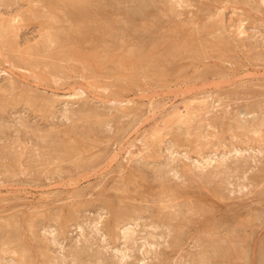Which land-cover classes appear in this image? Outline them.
<instances>
[{"label": "rangeland", "instance_id": "1", "mask_svg": "<svg viewBox=\"0 0 264 264\" xmlns=\"http://www.w3.org/2000/svg\"><path fill=\"white\" fill-rule=\"evenodd\" d=\"M43 1L0 0V264H264V0Z\"/></svg>", "mask_w": 264, "mask_h": 264}, {"label": "bare ground", "instance_id": "2", "mask_svg": "<svg viewBox=\"0 0 264 264\" xmlns=\"http://www.w3.org/2000/svg\"><path fill=\"white\" fill-rule=\"evenodd\" d=\"M39 1H40V0H39ZM41 1H43V0H41ZM44 1H45V2H44ZM44 1H43V2H44L45 4H47V6H48V5L53 6L54 3H55V4H58V5L61 4V7H63L64 9H65V6L68 7V6L73 5V4H72V1H73V0H72V1L70 0L71 5H68V1H69V0H68V1H67V0H44ZM75 1L77 2L76 5H77V7L79 8V10L81 9V10H80V14H81L82 17H85V14H87L86 7H87V5L89 4V2L91 3V1H92V2L94 3V0H75ZM144 1H145V0H144ZM144 1H143V2H144ZM56 2H57V3H56ZM108 2H109V1H108ZM113 2H114V1H113ZM39 4H40V3H39ZM41 4H42V3H41ZM58 5H57V8L59 7L58 9H60L61 7L58 6ZM76 5H75V6H76ZM92 5H93V4H92ZM45 6H46V5H45ZM47 6H46V7H47ZM89 6H90V4H89ZM46 7H45V9H46ZM53 7H54V6H53ZM41 8H42V6H41ZM69 8H70V7H69ZM72 8H74V7H72ZM78 8L75 9V11H76V10L78 11ZM89 8H90V7H89ZM103 8H104V7H103ZM105 8H107V7L105 6ZM105 8H104V9H105ZM112 8H113V7H112ZM49 9H50V8L48 7V10H49ZM51 9H52V8H51ZM70 9H71V8H70ZM87 9H88V7H87ZM100 9H101V8H100ZM107 9H108V8H107ZM138 9H139V8H138ZM36 10L38 11V9H36ZM52 10H55V9H52ZM88 10H90V9H88ZM65 11H67V10H65ZM73 11H74V10H73ZM75 11H74V12H75ZM52 12H53V11H52ZM69 12H70V11H69ZM71 12H72V11H71ZM34 13H36V11H35ZM44 13H45V12H44ZM45 14H46V13H45ZM51 14H52V13H51ZM93 14H94V13H93ZM127 14H128V13H127ZM42 15H43V14H42ZM48 15H49V14H48ZM48 15H47V16H48ZM51 16H52V15H51ZM57 16H60V15L57 14ZM57 16H56V17H57ZM62 16H63V15H62ZM76 16H77V15H76ZM94 16H96V15L94 14ZM63 17H64V16H63ZM63 17H62V18H63ZM67 17H68V16H67ZM72 17H73V16H72ZM58 18H59V17H58ZM66 19H67V18H66ZM81 19H82V18H81ZM84 19H85V18H84ZM95 19H96V18H95ZM101 19H102V18H101ZM61 20H62V19H61ZM91 20H93V19H90V21H91ZM97 20H100V19H97ZM106 20H107V19H106ZM48 21H50V20H48ZM58 21H59V20H58ZM62 21H63V20H62ZM81 21H83V19H82ZM85 21H86V20H85ZM88 21H89V20H87V22H88ZM45 22H46V21H45ZM53 22H54V20H53ZM59 22H61V21H59ZM63 22L65 23V21H63ZM69 22H70V21H69ZM87 22H86V24H89V22H88V23H87ZM92 22H93V21H92ZM56 23H57V22H56ZM84 23H85V22H84ZM52 24H53V23H52ZM75 24H76V22H75ZM77 24H78V23H77ZM82 24H83V23H82ZM86 24H85V25H86ZM0 25H2V23H0ZM44 25H46V24H44ZM48 25H49V24H48ZM60 26H61V25H60ZM77 26H78V25H77ZM77 26H76V27H77ZM80 26H83V25H80ZM80 26H79V27H80ZM51 27H52V26H51ZM8 28H9V27H8ZM8 28L0 27V38H4V39H5V38H7V35H10V33L8 34ZM54 28H55V27H54ZM62 28H64V27L62 26ZM72 28H73V27H72ZM74 28H75V27H74ZM84 28H85V26H84ZM84 28H81V29L79 28V30H77L76 34H78V35L81 34L82 36H81V35H79V36L84 37V36L86 35V32L84 31V30H86V29H84ZM75 29H76V28H75ZM54 30H55V29H54ZM58 30H59V29H58ZM65 30H66V29H65ZM73 30H74V29H73ZM68 31H69V29H68ZM71 31H72V30H71ZM75 31H76V30H75ZM53 32H54V31H53ZM63 32H64V31H63ZM63 32H62V33H63ZM87 32H88V30H87ZM74 33H75V32H74ZM55 35H56V38H58V36L60 37V35H58V36H57V34H55ZM68 35H69V34H68ZM72 35H74V34H72ZM72 35H71V36H72ZM44 36H45V35H44ZM52 36H53V35H51V37H50V36H48V37H49L50 39H51V38H54V37H52ZM8 37H10V36H8ZM63 37H64V36H63ZM67 37H68V36H67ZM72 37H75V36H72ZM42 38H43V37H42ZM61 38H62V37H61ZM69 38H71V37H69ZM77 38H78V36H77ZM4 39H3V40H4ZM7 39H9V38H7ZM10 39H11V38H10ZM72 39H73V38H72ZM81 39H82V38H81ZM1 40H2V39H1ZM52 40H53V39H52ZM69 40H70V39H69ZM46 41H47V40H46ZM48 41H50V40H48ZM62 41H63V40H62ZM74 41H75V39H74ZM4 42H5V40H4ZM12 42H13V41H12ZM79 42H80V41H79ZM43 43H44V42H43ZM46 43H47V42H45L44 45H46ZM69 43H70V42H69ZM1 44L3 45V43H1ZM38 44H39V43H38ZM57 44H58V43H57ZM7 45H8V47H11L12 44H11V42H7ZM44 45L41 44V47H40V48H41V49L45 48ZM60 45H61V44H60ZM68 45H69V44H68ZM79 46H80V45H79ZM1 47H2V46H1ZM34 47H35V46H34ZM54 47H55V46H54ZM58 47H59V46H58ZM75 47H78V46H75ZM151 47H152V46H151ZM66 48H67V47H66ZM66 48H65V49H66ZM28 49H30V48H28ZM46 49H47V48H46ZM46 49H45V50H46ZM52 49H53V48H52ZM14 50H15V49H14ZM49 50H50V49H49ZM61 50H62V49H61ZM71 50H72V49H71ZM51 51H52V50H51ZM55 51H57V50L55 49ZM59 51H60V49H59ZM69 51H70V50H69ZM77 51H78V50H77ZM11 52H12V51H11ZM24 52H25V51H23V53H24ZM38 52H39V48H38L37 45H36V48H33L32 50H30V51L28 52V54H29V56H33V55L35 56V54H37ZM57 52H58V51H57ZM67 52H68V51H67ZM147 52H148V51H147ZM150 52H151V51H150ZM26 53H27V51H26ZM68 53H69V52H68ZM74 53H75V52H74ZM153 53H154V52H153ZM24 54H25V53H24ZM39 54H40V53H39ZM45 54H46V53H45ZM47 54H48V53H47ZM53 54H54V53H53ZM64 54H65V53H64ZM70 54H71V53H70ZM21 55H22V53H21ZM21 55H20V56H21ZM65 55L67 56L68 54L66 53ZM17 56H19V55H17ZM20 56H19V58L16 57V58H18V59H17L18 61L24 59L22 56H21V57H20ZM38 56H40V55H38ZM52 57H53V56H52ZM57 57H58V56H57ZM49 58H50V57H49ZM68 58H69V57H68ZM73 58H74V57H73ZM26 59H28V58L26 57ZM58 59H59V58H58ZM94 59H95V57H94ZM109 59H110V58H109ZM33 60H34V58H33ZM33 60H30V59H29V61H28V60H27V61H28V62H32V63H34V66H35V62H36L37 60H36V61H33ZM151 60H153V59H151ZM98 61H99V60H98ZM154 61H155V60H154ZM37 62H38V61H37ZM38 63H39V62H38ZM36 64H37V63H36ZM39 64H40V63H39ZM49 64H50V63H49ZM38 66H39V65H38ZM38 66H37V67H38ZM52 70H53V69H52ZM52 70H50V71H52ZM205 162L208 163V164L210 163V162H207V161H205ZM205 162H204L203 164H205ZM201 165H202V164H201ZM203 166H204V165H202V167H203ZM119 213H120V212H119ZM207 214H208V213H207ZM207 214H206V215H207ZM115 217H116L115 221H116V220L119 221V219H120V215H117V216H115ZM118 217H119V218H118ZM166 217H167V216H166ZM121 219H122V218H121ZM168 219H169V218H168ZM121 221H122V220H121ZM163 222H164V219H163ZM232 229H233V228H232ZM108 230H109V229H108ZM124 231H128L127 228H126V230H124ZM210 231H211V230H210ZM231 231H232V230H231ZM125 233H126V232H125ZM127 233L130 234V232H127ZM127 233H126V235H127ZM225 236H226V235H225ZM212 237H213V236H212ZM2 242H3V241H2ZM233 242H234V241H233ZM20 244H21V243H20ZM21 245H22V244H21ZM22 246H24V245H22ZM22 246H21V248L25 251L26 248H24V247H22ZM25 246H26V245H25ZM229 246H230V245H229ZM234 247H237V246H234ZM229 248H231V247H229ZM23 250H21V252L24 254L23 257L25 258V253L23 252ZM26 250H27V249H26ZM227 251H228V250H227ZM244 251H245V250H244ZM21 252H20V253H21ZM228 252H230V251H228ZM228 252H227V254H229ZM242 252H243V251H242ZM236 253H237V252H236ZM21 255H22V254H21ZM26 255H27V253H26ZM240 255H241V254H240ZM242 255H243V254H242ZM27 256H28V255H27ZM27 256H26V257H27ZM224 256H225V255H224ZM237 257H238V256H237ZM239 257H240V256H239ZM260 257L262 258V256H260ZM241 258H242V257H241ZM29 259H30V258H29ZM22 260H23V259H22ZM27 260H28V258H27ZM27 260H26V261H27ZM30 260H31V259H30ZM30 260H29V261H30ZM24 261H25V260H24ZM24 261H22V262H24ZM29 261H28V262H29ZM245 263H246V262H245Z\"/></svg>", "mask_w": 264, "mask_h": 264}]
</instances>
